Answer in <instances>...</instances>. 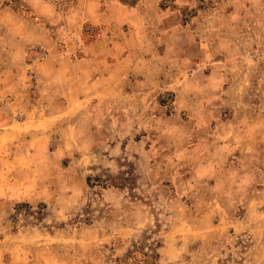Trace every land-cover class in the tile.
Masks as SVG:
<instances>
[{
	"label": "rangeland",
	"instance_id": "obj_1",
	"mask_svg": "<svg viewBox=\"0 0 264 264\" xmlns=\"http://www.w3.org/2000/svg\"><path fill=\"white\" fill-rule=\"evenodd\" d=\"M117 1L0 0V264H264V0Z\"/></svg>",
	"mask_w": 264,
	"mask_h": 264
},
{
	"label": "crops",
	"instance_id": "obj_2",
	"mask_svg": "<svg viewBox=\"0 0 264 264\" xmlns=\"http://www.w3.org/2000/svg\"><path fill=\"white\" fill-rule=\"evenodd\" d=\"M109 2L107 3V13L114 11V14L119 18L122 19L123 15L129 11V8L126 5H122L120 3H118L117 0H108ZM113 9V11L111 10ZM105 14V15H106ZM96 17H98V15L96 14Z\"/></svg>",
	"mask_w": 264,
	"mask_h": 264
},
{
	"label": "trees",
	"instance_id": "obj_3",
	"mask_svg": "<svg viewBox=\"0 0 264 264\" xmlns=\"http://www.w3.org/2000/svg\"><path fill=\"white\" fill-rule=\"evenodd\" d=\"M131 3H133V1H131ZM134 252V250L133 251H129L128 253H127V255H126V258H132V256H131V254ZM142 255L144 256V257H147V256H149L147 253H142ZM143 263H144V261H142ZM138 263V262H137ZM132 264V263H131Z\"/></svg>",
	"mask_w": 264,
	"mask_h": 264
}]
</instances>
